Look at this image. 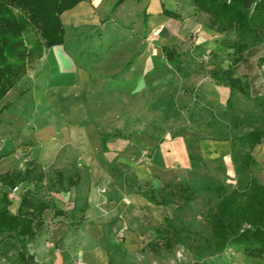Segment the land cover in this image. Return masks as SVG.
Segmentation results:
<instances>
[{"label":"rangeland","instance_id":"1","mask_svg":"<svg viewBox=\"0 0 264 264\" xmlns=\"http://www.w3.org/2000/svg\"><path fill=\"white\" fill-rule=\"evenodd\" d=\"M187 2L189 4L190 0ZM186 13V21L182 19L177 24L156 26L145 31L139 30L137 24L142 13L135 16L134 9L131 22L125 27L117 21L119 18L107 17L105 26L109 27L106 31L99 28L79 32L81 41L75 50L77 66L89 74L94 84L100 85L102 90L106 88L108 92L105 97L96 98L98 102L91 104V108L88 105L90 114L83 127L91 126V138H100L102 133L115 129L122 132V136L109 141L108 155H117L113 162L100 158L106 164L104 166L113 171L110 174L114 184L127 195L137 194L145 198L153 178L161 179L165 186L170 185L174 189L180 186L192 189L189 200L175 197L173 204L163 206L169 212L172 226L182 229L178 241L170 250L165 247L167 238L164 232L169 225L162 227L147 218L145 228H152L155 234H142L141 239L133 240L135 247L111 264H264V260L247 257L240 246H230L222 252L214 250L209 217L218 201L215 188L224 186L232 191L237 187L235 157H240L246 150V145L238 139L252 129L263 130L264 122L261 110L252 99L231 91L213 79L217 68H227L232 62L228 47L233 33L210 29L209 16L196 9L192 11L190 8ZM165 45L180 54L183 65L191 72L188 77L172 73L161 51ZM241 57H244L245 70L251 75L252 96L255 97L260 93L256 90L257 83H264L263 47L251 48ZM37 61L28 66L29 76L21 80L22 84L0 102V109L7 101L14 100L20 108L14 116L1 117L7 124L4 127L10 133L9 137H17L11 149L17 161L16 168L24 170L34 161L46 174L43 183L19 185L20 195L26 190H34L39 200L47 202L58 185L54 166L45 162L46 156L41 147L35 148L36 144L30 140L21 143L18 139L20 135L13 129L25 119L19 112L27 109L33 112L31 120L38 126L47 125L49 120L63 126L59 112L44 103L45 87L39 84L36 90L32 89L38 77L40 83L46 79L41 76L42 72L35 74ZM252 67L254 71H251ZM30 92L32 95H27ZM261 98L264 104V96ZM55 136L58 141L61 139L59 131ZM135 136H144L160 144L183 142L193 149L192 156L188 153L186 163L176 159L173 168L160 171V167L153 162V149L145 148L138 157L131 158V163L148 168L156 176L141 181L135 170L125 165L119 155L130 142L126 138ZM7 139L0 134L2 144ZM198 143H204V154H194V145ZM106 152L103 148L99 150L102 156ZM253 175L264 184V169L259 163ZM70 178H75L73 170L65 174L66 185ZM4 191L0 185V198ZM18 194L9 196L13 203L18 201ZM82 207L84 204L79 206ZM10 209L15 210L16 207L11 206ZM46 235L47 228H42L38 239L30 243L28 249L34 251L43 243H51L48 240L45 242ZM154 241L160 248L155 252L146 248ZM59 243L54 244L56 250L61 246ZM16 254V249L2 246L0 264H12Z\"/></svg>","mask_w":264,"mask_h":264},{"label":"crops","instance_id":"2","mask_svg":"<svg viewBox=\"0 0 264 264\" xmlns=\"http://www.w3.org/2000/svg\"><path fill=\"white\" fill-rule=\"evenodd\" d=\"M117 1L119 0H88L81 2L74 9L66 11L61 17L65 28V44L46 50L44 56L38 60L39 62L37 61L38 67L35 74L39 75L42 72L41 76L46 79L40 83L38 77L33 83L32 89L36 90L39 84V86L45 87L44 103L49 108L59 112L63 119V126L60 127L58 123L50 120L47 125L38 126L31 120L33 112L27 109L19 112L25 116L22 123L13 127L15 132L20 135L18 139L21 143L24 140H30L36 144L35 148L41 147L43 149L42 153L46 156L45 162L54 166L55 177L60 172L65 177L66 172L72 170L75 177L70 178L68 185L65 184V181L63 186L58 184L56 190L52 192L51 200L43 201L49 205V209L42 215L45 222L43 228H47L45 242L48 240L51 243H43L41 248L39 247L40 249L34 251L29 250L39 264H111L114 259H120L126 252L135 247L132 245L133 240L141 239L142 234H155L152 228H145L147 218H151L154 223H160L162 226L169 215L163 206L154 204L147 197L125 194L121 188L114 184L111 178L113 171L106 168L104 166L106 164L101 162L100 158L102 157H104L103 160L113 162L117 156L113 153L114 156L112 155V157L108 155L111 147L109 141L117 136L113 135L108 138L106 145H103V136L114 134L116 131L121 132V130L115 129L102 133L100 138H91V126L83 127L89 118L91 104L98 102L96 98L108 95V92L106 88L102 90L100 85L94 84L89 74L77 66L75 50L77 43L81 41V33L79 32L87 29L96 31L99 28L106 31L109 27L108 25L105 26V18L107 17H114L115 20L119 18L117 21H120L125 27L131 22L135 9V16L142 13L141 20L137 22L140 26L139 30L145 29L147 31L156 26L177 24L182 19L186 21L188 17L186 11L190 8L192 11L197 10V8L194 7V0H190L189 4L187 0H125L114 9ZM163 7L179 14L181 19L165 16ZM145 14L148 15L146 20ZM122 16L123 18H121ZM258 47H263L264 50V44ZM241 56L240 63L234 66L233 70L236 77L247 76L249 78L252 96V78L248 70H245L244 57ZM230 58L232 59L231 56ZM232 63L233 60L231 63L229 62L227 68L223 69L230 68ZM251 71H254L253 67ZM28 76L26 74L25 77ZM21 84L20 82L18 85ZM130 89L131 84L129 85ZM256 90L260 93H257L255 97L252 96L253 98L264 96V83L262 81L257 83ZM27 95L32 94L30 92ZM8 103L12 106L3 115L11 117L18 113L20 108L16 100L7 101L5 105ZM6 125L1 119L0 134L7 136L8 139L3 144L0 142V176L5 173L23 172L28 169L16 168L17 161L13 157L11 149L17 137H9L10 133L4 127ZM104 127L108 128V126ZM57 131L61 135L59 141L55 138ZM96 139L97 141H95ZM126 139L130 142L124 147L123 153L119 155L125 165H130V168L135 170L141 181H147L152 176H156L148 168L137 167L131 163V158L138 157L145 148L153 149V162L157 167H160V171L173 168L176 159L186 163L189 160V154L192 156L191 151L193 149L191 150L188 144L179 143L180 141L160 144L144 136ZM204 146V143L194 145V154H204ZM102 148L108 151L103 154L105 156L99 154V150ZM255 155L257 163L264 169V142L255 149ZM178 156L179 158H177ZM164 187L161 179L153 178L151 180V190L159 191ZM5 191L11 193L6 189ZM22 195L19 193L17 195L18 201L14 203L10 200L11 206L16 207L15 210L10 209L13 214H16L19 209ZM81 204H84V207L79 208ZM56 211H60L62 214L55 215ZM38 236L35 240L38 239ZM59 242L61 246L56 250L54 244Z\"/></svg>","mask_w":264,"mask_h":264},{"label":"trees","instance_id":"3","mask_svg":"<svg viewBox=\"0 0 264 264\" xmlns=\"http://www.w3.org/2000/svg\"><path fill=\"white\" fill-rule=\"evenodd\" d=\"M83 1L88 0H0V102L26 76L32 62L41 59L46 50L65 44L61 17ZM124 1H117L114 9ZM194 7L209 16L210 29L219 33H233L229 43L233 63L228 69L217 68L213 79L231 91L252 99L261 110L264 122L262 98H253L249 78L236 77L233 70L240 63L243 53L264 44V0H194ZM163 14L172 19H181L179 14L166 7H163ZM144 18L148 19V15L145 14ZM162 53L172 73L181 77L191 74L183 65L180 54L172 47H162ZM11 106L8 103L0 109V123L3 113ZM113 135L121 136L122 133L116 131L104 135L103 145ZM238 140L246 145L245 152L235 157L238 185L232 191L224 186L215 188L218 201L209 217L213 246L215 252L240 246L247 257L264 260V184L253 175V170L258 167L254 151L264 142V129H252ZM45 178L42 168L31 162L23 172L1 175L0 185L12 191L23 183H43ZM56 178V182L63 186L64 175L57 173ZM191 191L189 187L174 189L166 185L159 191L150 189L145 196L158 206H168L174 203L175 197L189 200ZM11 205L9 193L3 192L0 198V249L6 246L17 250L12 264H37L28 245L43 228L45 222L42 215L49 205L39 200L34 190H27L22 195L16 214L11 212ZM61 214L60 211L55 212V215ZM164 223L162 227L169 225L164 232L167 238L165 247L170 250L178 241L182 229L172 226L169 218ZM146 248L154 252L160 249L155 241Z\"/></svg>","mask_w":264,"mask_h":264},{"label":"built area","instance_id":"4","mask_svg":"<svg viewBox=\"0 0 264 264\" xmlns=\"http://www.w3.org/2000/svg\"><path fill=\"white\" fill-rule=\"evenodd\" d=\"M19 192V187L14 188L9 195L12 197L15 196Z\"/></svg>","mask_w":264,"mask_h":264}]
</instances>
